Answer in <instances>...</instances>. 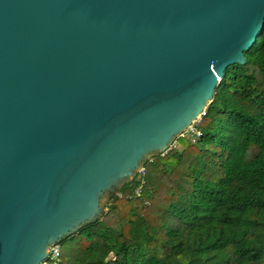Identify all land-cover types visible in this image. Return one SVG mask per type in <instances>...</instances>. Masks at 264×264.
I'll return each mask as SVG.
<instances>
[{"label":"water","instance_id":"95a60500","mask_svg":"<svg viewBox=\"0 0 264 264\" xmlns=\"http://www.w3.org/2000/svg\"><path fill=\"white\" fill-rule=\"evenodd\" d=\"M264 0H0V264H43L198 120Z\"/></svg>","mask_w":264,"mask_h":264},{"label":"trees","instance_id":"16d2710c","mask_svg":"<svg viewBox=\"0 0 264 264\" xmlns=\"http://www.w3.org/2000/svg\"><path fill=\"white\" fill-rule=\"evenodd\" d=\"M244 54L194 130L57 242V264H264V27Z\"/></svg>","mask_w":264,"mask_h":264},{"label":"built area","instance_id":"2783aa9c","mask_svg":"<svg viewBox=\"0 0 264 264\" xmlns=\"http://www.w3.org/2000/svg\"><path fill=\"white\" fill-rule=\"evenodd\" d=\"M205 114V109L199 114L198 116V120L195 122H199L202 118V116ZM192 126L189 128L190 130H192ZM144 173V167L137 173V174H143ZM48 258L53 261V264H57V260L59 258V249L57 247V245H53L50 247L49 249V253H48Z\"/></svg>","mask_w":264,"mask_h":264},{"label":"rangeland","instance_id":"374dc122","mask_svg":"<svg viewBox=\"0 0 264 264\" xmlns=\"http://www.w3.org/2000/svg\"><path fill=\"white\" fill-rule=\"evenodd\" d=\"M194 129L192 128V130H190L191 132L193 131ZM173 145V144H172ZM174 145H175V143H174ZM106 200H107V198L105 199V201H104V203L106 202ZM104 203H103V205H104ZM44 264V263H43Z\"/></svg>","mask_w":264,"mask_h":264}]
</instances>
